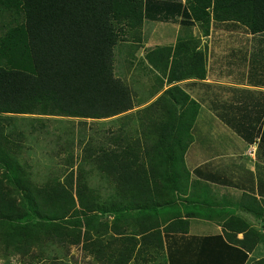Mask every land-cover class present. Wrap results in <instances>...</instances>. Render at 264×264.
Here are the masks:
<instances>
[{"label":"trees","instance_id":"trees-1","mask_svg":"<svg viewBox=\"0 0 264 264\" xmlns=\"http://www.w3.org/2000/svg\"><path fill=\"white\" fill-rule=\"evenodd\" d=\"M2 1L15 6L16 12L14 8L10 11L15 12L17 19L22 16L24 20L10 25L0 37V224L6 226V221L21 219L30 211L45 218L53 215L50 218L54 220L70 214L83 216V220H73L72 227L56 221L40 227L17 225L3 230V241L18 250H30L44 236L71 245L83 242L87 248L86 242L92 237L87 230L82 231V224H90L97 212L109 210L87 182L82 163L77 172L72 171L64 180L35 183L28 164L20 157L24 133L16 129L6 132L13 116L102 119L132 110L135 107L132 91L115 74V47L125 29L141 30L145 17L164 19L181 15L182 24L198 21L207 33L212 20L238 21L253 33L264 32V0H189L186 5L176 0L162 1L161 7L154 6L153 11L149 6L151 0ZM193 45L191 41H179L174 49H156L166 55L164 70L171 84L190 76H206L204 54L196 52L197 46ZM172 100H184L180 114L185 115V120L162 122L157 127L159 135L151 140L145 138L147 142L152 141L151 148L142 151L150 155L149 167L129 162V155L137 162L142 154L130 150L133 145L128 143L127 136L118 139L116 149L87 147L83 162L89 160L109 180H117L118 192L124 197L129 190L135 191V195L150 192L152 178L170 177L169 171L158 168L160 155L171 162L174 174L171 177H182L178 167L180 163L186 170L184 157L192 141L190 131L197 107L177 85L166 90L152 105L163 102V113L177 114V105ZM5 167L16 172L15 183L26 195L28 206L15 197L17 191L8 182L3 172ZM135 200L132 208L143 209V201ZM122 204V201L118 204L119 208ZM226 226L246 232L241 240L234 239L235 235L228 231L225 234L229 242L247 251L253 250L261 240V234L239 217L230 219ZM248 240H252L251 245ZM91 245L97 243L94 241ZM92 252L106 253L101 248ZM112 257L110 251L109 258ZM127 262L126 258L124 264ZM254 264H264V257Z\"/></svg>","mask_w":264,"mask_h":264},{"label":"crops","instance_id":"crops-1","mask_svg":"<svg viewBox=\"0 0 264 264\" xmlns=\"http://www.w3.org/2000/svg\"><path fill=\"white\" fill-rule=\"evenodd\" d=\"M162 1L175 0H151V11L154 6L161 7ZM176 1L184 5L189 2ZM5 2L0 0V37L10 25L24 20L22 16L17 19L15 6ZM12 8L15 12L10 11ZM7 14L12 19H7ZM183 19L181 15L144 18L143 28L138 32L141 34L143 30L148 40L138 56H146L143 67L150 76L145 78L146 84L149 81L152 84L157 76L159 84L153 83L150 87L142 106L147 112L137 115L143 131L135 137L130 125L124 126L126 129L111 140L110 149H116L118 139L127 136L128 143L135 146L130 150L142 154L137 162L129 155V162L149 167L150 155L142 151L150 149L152 141L147 142L145 138L151 140L159 135L157 127L162 122L185 120V115L180 114L184 100H172L177 105V114L163 113V102L152 105L166 90L177 85L197 107L195 114V107L192 109L195 117L190 131L192 141L184 157L186 170L179 163L182 177L152 178L150 192L142 195L129 190L124 197L118 192L117 180H109L115 184L114 194L108 199L98 196L101 202L110 200L112 204L113 222L109 230V224L103 222V228L112 236L114 244L112 241L111 245L110 242L100 245L98 239L96 249L106 251L101 253L103 257L96 254L98 264L111 263L110 259L112 264H124L126 258L127 264H254L264 257V32L253 33L238 21L212 20L206 34L187 31L181 34L188 27L194 30L202 26L193 19L192 24H182ZM174 39V43L167 44ZM195 39L201 40L200 45L193 46H197L196 52L204 54L206 76H190L171 84L164 70L166 55L156 49ZM137 66L130 70V77ZM140 106L135 104L128 112L140 110ZM121 116L127 123L133 118L126 112L112 117ZM170 164L160 155L158 168L165 170ZM135 199H141L144 208H129L127 219L118 210L116 219V203L137 202ZM233 217L245 220L261 234L253 250L247 251L227 239L226 231L234 234L236 240L244 239L246 234L228 229L226 223ZM247 242L251 245L252 240ZM110 251L112 258H109Z\"/></svg>","mask_w":264,"mask_h":264},{"label":"rangeland","instance_id":"rangeland-1","mask_svg":"<svg viewBox=\"0 0 264 264\" xmlns=\"http://www.w3.org/2000/svg\"><path fill=\"white\" fill-rule=\"evenodd\" d=\"M7 16V19H12V15L9 16V14H7ZM162 24L164 25L165 23ZM188 29L189 30L185 29L182 31L181 34H186V31L187 33H196L198 35L207 33L203 26L198 27V29L195 27L194 30L193 27H188ZM138 31L139 30L125 29V32H122V36L115 47L114 58L116 76L121 78L130 87L135 104L138 106L141 104L140 110L126 112L127 115L133 117L131 121H129L130 123H127L128 121L122 118L125 114L118 118L109 117L104 119L37 115L13 116L15 118L13 121H10L6 132H11V129H16L24 133L25 138L22 142L23 145L20 157L24 163L28 164L27 168L35 183H43L46 180H64L72 171L77 172L78 166L82 163L86 169L87 182L96 191L97 195H100L101 198L108 199V196L114 194L115 184L113 182L111 183V181L99 170L95 169L94 164L88 163L89 160L83 162V159L87 147L96 148L105 146V148L109 149L111 140L113 142V137L120 134L119 132L122 129L125 130V127L128 125H130L129 129L132 128L135 137L143 131V123L137 120V115H143V113L147 112L142 106L151 91V85L153 83L155 85L159 84L157 81L159 76L156 77L155 81H152V84H149L150 81L146 84L145 78H150L143 67L146 56L139 57L138 53L143 51L145 40L147 41L148 39L143 36V30L141 34H139ZM174 42L175 39L167 44ZM200 43V39H195L193 42V44L196 45H200ZM175 46L161 48L171 47L174 49ZM135 64L138 66L134 74L130 77L129 72L131 69L133 70ZM146 122L149 121L147 120ZM146 130L149 129L146 128ZM172 168L171 165H168L164 170V172L169 171L171 173L170 177L173 174ZM3 172L8 177V182H10L11 185H13L12 187L17 191V193L14 194L15 197L21 204L25 202L26 206H28L26 195L23 191H19L15 183L16 172L8 167H5ZM102 201H104V203H101H103L105 208L109 211L106 213L98 210L100 212H97V216L93 221H90V224H85V222L82 224V231L87 230L92 237V240L86 242L87 248H85L83 242L71 245L70 243H63L57 239L47 238V236L45 237V234H43L44 238L35 241L30 250H18L15 245L8 247L1 237V234L3 235V230L14 228L17 225L40 227L43 224H51L57 221L70 227L73 220H83V216H72V214H70L65 218L54 220L50 218L53 216L51 214L50 217L48 215L47 218H45L30 211L21 219L6 221V226L0 224V264H98L96 261L98 258L96 254H94L95 252H92L96 249L97 245L94 246L91 245V243H94V241L97 243L99 239L100 245L101 242L104 244L110 242L111 245L113 241L112 236L103 228V222L109 224L107 226L109 227L108 230L113 222V218H111L113 213L110 212L112 204L110 200ZM131 203L132 201L129 202V200H126L123 201L121 208L117 206L115 218L117 219V213L118 210H120L121 215H124L123 218L127 219L126 214L127 210L132 207ZM118 204L116 203V205ZM124 227L125 230H127L126 225H124ZM113 244L114 241L112 245ZM96 250L99 251L100 248ZM101 257H103V255H101ZM110 261L111 263L107 260L108 264L113 263L111 259Z\"/></svg>","mask_w":264,"mask_h":264}]
</instances>
